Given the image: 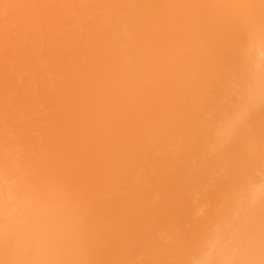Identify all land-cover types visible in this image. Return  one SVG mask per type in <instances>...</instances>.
<instances>
[{"label":"bare ground","instance_id":"1","mask_svg":"<svg viewBox=\"0 0 264 264\" xmlns=\"http://www.w3.org/2000/svg\"><path fill=\"white\" fill-rule=\"evenodd\" d=\"M0 264H264V0H0Z\"/></svg>","mask_w":264,"mask_h":264}]
</instances>
